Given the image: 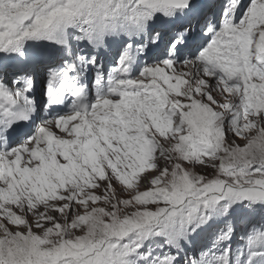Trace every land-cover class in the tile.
Instances as JSON below:
<instances>
[{
	"label": "snow or ice",
	"instance_id": "snow-or-ice-1",
	"mask_svg": "<svg viewBox=\"0 0 264 264\" xmlns=\"http://www.w3.org/2000/svg\"><path fill=\"white\" fill-rule=\"evenodd\" d=\"M0 264H264V0H0Z\"/></svg>",
	"mask_w": 264,
	"mask_h": 264
}]
</instances>
